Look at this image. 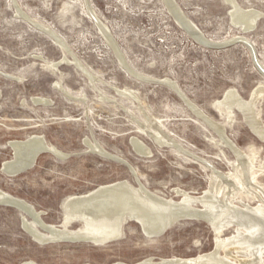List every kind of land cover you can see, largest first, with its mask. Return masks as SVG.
Here are the masks:
<instances>
[{
	"label": "rangeland",
	"instance_id": "374dc122",
	"mask_svg": "<svg viewBox=\"0 0 264 264\" xmlns=\"http://www.w3.org/2000/svg\"><path fill=\"white\" fill-rule=\"evenodd\" d=\"M174 1L210 39L226 41L245 35L264 66V17L253 31L243 33L233 23L225 0ZM238 2L264 13V0ZM170 9L166 0H0V190L24 199L42 212L46 223L54 225L62 224L63 205L69 196L115 181L143 183L175 200L180 197L175 192L179 187L203 194L210 185V170L168 145L157 144L149 134L161 130L219 171L233 172L237 159L229 148L215 142L220 141L219 135L170 86L128 74L95 16L109 27L121 55L134 70L172 79L203 113L225 124V133L234 143L248 154L251 147L258 151L252 174L264 189L260 171L264 141L240 111H235L230 123L214 105L231 88L248 99L264 77L243 43L201 44ZM38 24L50 27L68 48L57 44ZM52 62L61 63L55 69ZM117 87L130 88L137 98L122 95ZM34 97L47 102H34ZM258 106L264 121V97ZM35 134L67 157L48 151L29 170L5 173L3 164L14 158L10 141ZM133 137L149 147L151 154L138 152ZM94 143L117 159L94 151L90 146ZM249 201L257 204L254 199ZM23 217L32 219L17 207L0 205V264L29 260L39 264H133L149 257L155 261L196 257L215 246V233L203 220L180 221L153 237L139 223L129 221L122 238L99 245L86 241L42 244L24 228ZM79 226L75 222L70 228ZM233 230L223 231L222 236Z\"/></svg>",
	"mask_w": 264,
	"mask_h": 264
},
{
	"label": "bare ground",
	"instance_id": "6f19581e",
	"mask_svg": "<svg viewBox=\"0 0 264 264\" xmlns=\"http://www.w3.org/2000/svg\"><path fill=\"white\" fill-rule=\"evenodd\" d=\"M167 2L172 9L171 12H174V17L177 21L186 27L201 44L203 43L207 46L210 44L219 45L229 42L243 43V45L249 49L253 60L255 56L258 58V53H256L253 45L254 43L245 35L234 36L226 41H215L210 39L200 31L194 22H191L189 18L185 16L186 14L184 15L181 12L180 7L176 5L174 0H166V3ZM225 2L230 5L229 10H231L232 17L230 18L233 20L234 24L241 28L243 33L253 31L257 26L258 19L264 17L263 12L253 8L242 7L238 0H225ZM95 22L98 23L106 40L114 47L122 66L126 69L128 74L141 81L170 86L184 98L183 100L186 101V105L192 109L194 114L219 135L220 141L214 138L212 141L216 140L215 142L217 144L219 143L221 146L227 147L233 152L237 159V162L233 163V172L226 174L223 173L224 171H219L220 169H216L213 164L185 148L175 139L169 137L170 135L166 134L163 130L150 131V137L155 140L157 144L168 145L178 154L193 159L202 165L203 168L210 170V185L203 194L194 195L179 187L175 189V192L180 197L178 200H175L174 198L165 197L162 192L158 190H150L143 183L135 186L126 179L115 181L110 184L100 185L94 190L84 194L69 196L64 202V205L62 204L65 214L62 224L59 225L46 223L42 219V212L37 211L33 205L24 201V199L16 198V196H12L2 190H0V198H14L16 200L15 204L20 207L19 209L31 216V220L23 217L24 228L30 233L34 240L42 244L60 241H86L93 244L104 245L122 238L125 232L124 224L129 221L139 223L146 235L153 237V235H161L165 230L180 221L203 220L211 226L215 233V246L212 251L189 258L178 256L172 258L166 257L163 259L162 257L160 261H155L153 258L149 257L140 261L141 263L137 262L133 264H160V262H164V264H264V189L259 185V181L254 179L252 174L258 151L254 147H251V154H248L234 143L225 133V124L217 122L203 113L198 106L184 96L179 86H177L176 82L172 79L152 77L134 70L127 64L121 55L120 50L111 36L112 34L109 32V27L96 16ZM38 25L47 30L57 44H60L65 49L68 48L65 41L50 27L42 26V24ZM242 39L245 41L247 40L252 46L240 42ZM64 60H66V58L62 61ZM61 62H52V65L56 69ZM80 64L81 63H78L79 66ZM254 65L256 66V64ZM256 69L264 77V73L261 72L257 66ZM85 72L90 75L88 70L85 69ZM57 85L58 87L60 86V84ZM63 90L67 94H71V90L67 88H63ZM118 91L126 97L137 98L134 91L130 88ZM222 97V99L215 101L214 105L220 110L222 115H226L227 121L232 123L235 119V111H240L248 126H250L253 132L264 141V121L262 120V113L258 106V100L264 97V81L251 93L250 97L248 96V99L243 98L238 90L234 88L227 89ZM34 98H36L33 99L35 100L34 102H47V100H44L42 97ZM154 126L157 127V125ZM131 140L134 148L138 152L146 155L151 154V149L140 139L133 137ZM91 144L90 146L94 151H97L102 156L110 157L111 154L103 149L101 145L97 143ZM10 146L16 149V156L11 160L9 159L10 161H4L5 166H10V164H12L9 168L15 165V163L29 161L31 157H36V155L40 154L39 152L41 150L46 149L59 158L67 157L64 152H61L57 147L49 144L42 135L37 134L30 136L26 140L10 141ZM25 154L27 156H24ZM260 167L261 173L264 174V162L261 163ZM256 184H258V186H256ZM254 187L257 189H253ZM97 192L101 195L93 197V199H87ZM250 199L256 200L257 204L251 205ZM63 206H61V208H63ZM75 222H80V226L75 229L70 228L71 224ZM231 227L234 228L232 234L229 236H222L223 231ZM169 260H171L170 263L166 262ZM21 264L39 263L34 260H29ZM112 264L129 263L115 262Z\"/></svg>",
	"mask_w": 264,
	"mask_h": 264
},
{
	"label": "water",
	"instance_id": "95a60500",
	"mask_svg": "<svg viewBox=\"0 0 264 264\" xmlns=\"http://www.w3.org/2000/svg\"><path fill=\"white\" fill-rule=\"evenodd\" d=\"M36 27H38V28H41L42 30H44L46 33H48V34H50L47 30H45L44 28H42L41 26H38V25H36ZM240 42H244V43H246V44H249V46H252L247 40L245 41V40H243L242 39V41H240ZM230 43H232V42H229V43H224V44H220L221 46H223V45H228V44H230ZM207 46H209V47H212V46H214L213 44H210V45H207ZM254 62H255V64H256V66L258 67V69L261 71V72H263L264 73V66H262V64L260 63V61H259V59L255 56L254 57ZM13 148V150H14V157L16 156V153H15V148L14 147H12ZM49 150H41L39 153L40 154H42V153H44V152H48ZM39 154V155H40ZM39 155H36V157H31L30 159H29V161H27V162H20V163H15V165H13L11 168H9L12 164H10V166H5L4 164H3V167H2V170L5 172V173H7V174H9V175H16V174H19V173H22V172H24V171H27V170H29L30 168H32L34 165H35V163H36V160H37V158L39 157ZM24 156H27L26 154L24 155ZM110 158H113V159H117V157L116 156H112V155H110ZM15 162V161H14ZM100 192H102V191H100ZM98 195H101L99 192H97V193H95V194H92L91 196H89L87 199H93V197H97ZM16 200L14 199V198H9V197H3V198H0V205H10V206H14V207H17V208H20V207H18V205L17 204H15L16 202H15ZM25 212V211H24ZM169 229V228H168ZM166 231V230H165ZM164 231V232H165ZM143 232L145 233V231L143 230ZM163 232V233H164ZM162 233V234H163ZM146 234V233H145ZM153 236H157V235H153ZM166 262H168V263H170L171 262V260H169V261H166ZM141 263V262H140ZM140 263H138V264H140ZM143 263V262H142ZM160 264H164V262H160Z\"/></svg>",
	"mask_w": 264,
	"mask_h": 264
}]
</instances>
